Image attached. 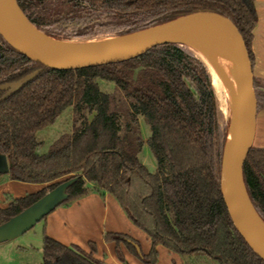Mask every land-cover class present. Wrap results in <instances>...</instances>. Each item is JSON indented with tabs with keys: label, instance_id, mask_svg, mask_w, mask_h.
I'll use <instances>...</instances> for the list:
<instances>
[{
	"label": "trees",
	"instance_id": "trees-1",
	"mask_svg": "<svg viewBox=\"0 0 264 264\" xmlns=\"http://www.w3.org/2000/svg\"><path fill=\"white\" fill-rule=\"evenodd\" d=\"M31 23L55 39L123 36L199 12L229 18L241 33L252 63L257 22L255 0H17ZM39 73L4 98L0 89V154L9 179L43 188L0 206V223L20 213L58 184L68 204L90 191L112 194L128 218L150 239L105 233L143 264H155L157 245L179 254L183 264H264L234 227L221 192L228 122L219 109L211 74L189 47L166 42L128 60L77 69L45 67L13 48L0 34V84ZM102 83L108 85L103 88ZM257 104L264 79L255 76ZM67 108L71 130L45 151L39 132ZM155 159H140L144 139ZM247 196L264 222V146H253L243 169ZM88 184H92L91 187ZM45 217V216H44ZM43 217V218H44ZM78 245L43 234L42 264H106Z\"/></svg>",
	"mask_w": 264,
	"mask_h": 264
},
{
	"label": "water",
	"instance_id": "water-1",
	"mask_svg": "<svg viewBox=\"0 0 264 264\" xmlns=\"http://www.w3.org/2000/svg\"><path fill=\"white\" fill-rule=\"evenodd\" d=\"M1 5L8 27V35L0 28L2 37L13 48L30 59L43 64L45 67L57 70L120 62L146 53L160 44L166 42L184 43L185 40L199 35H214L233 45L239 57L243 74V101L241 115L238 119L236 140L226 168L224 167L225 155L223 159L221 192L234 227L253 252L264 261V241L247 224L239 206L241 188L246 193L243 183V169L250 150L254 146L256 132L257 96L255 75L243 37L229 18L216 12H199L131 34L118 36L127 37V39L105 49L68 52L54 50L43 45L40 39V33L43 32L31 23L17 0H2ZM38 73L39 71H36L18 81L0 84V89L7 90L4 98L24 86ZM7 167L8 165L0 171H6ZM74 180L75 178H71L58 184L20 213L0 223V244L23 234L56 206L67 200V188ZM254 213L261 220L255 210Z\"/></svg>",
	"mask_w": 264,
	"mask_h": 264
},
{
	"label": "crops",
	"instance_id": "crops-1",
	"mask_svg": "<svg viewBox=\"0 0 264 264\" xmlns=\"http://www.w3.org/2000/svg\"><path fill=\"white\" fill-rule=\"evenodd\" d=\"M257 22L251 42L254 75L264 79V0H255ZM255 146H264V103L257 104ZM40 184L9 179L0 175V206L12 198L39 190ZM46 184H43V186ZM90 187L92 184H88ZM44 234L65 245H78L90 250L88 242L95 245L94 256L106 264H143L133 256L124 243L119 244L123 260L119 259L116 243L105 240V233H124L136 239L144 253L150 250L148 235L128 218L116 198L106 192L96 191L68 203L60 204L44 217ZM155 264H183L181 256L162 245H157Z\"/></svg>",
	"mask_w": 264,
	"mask_h": 264
},
{
	"label": "bare ground",
	"instance_id": "bare-ground-1",
	"mask_svg": "<svg viewBox=\"0 0 264 264\" xmlns=\"http://www.w3.org/2000/svg\"><path fill=\"white\" fill-rule=\"evenodd\" d=\"M1 2L2 0H0V28L6 35H8V27L2 11ZM40 39L45 47L52 48L54 50L83 52L105 49L109 46L122 43L127 39V37L116 36L101 43H87L86 41L73 42L65 39H53L46 36L44 33H40ZM185 43L194 49L197 52L196 55L205 62L213 76V83L226 93V96L231 102L230 107L233 114L230 116L231 121L227 134L224 163V167L226 168L236 140L238 119L242 111L243 74L241 71L240 60L233 45L214 35L208 34L191 37L185 40ZM233 92L238 93L237 100L235 102L231 101ZM239 206L241 214L247 224L264 241V224L258 217H256L243 188H241L239 192Z\"/></svg>",
	"mask_w": 264,
	"mask_h": 264
},
{
	"label": "rangeland",
	"instance_id": "rangeland-1",
	"mask_svg": "<svg viewBox=\"0 0 264 264\" xmlns=\"http://www.w3.org/2000/svg\"><path fill=\"white\" fill-rule=\"evenodd\" d=\"M115 36L101 33L90 39H65L73 42L86 41L87 43H101L107 41ZM192 49L187 43H183ZM209 70V69H208ZM210 72V71H209ZM211 74V73H210ZM212 84L217 97L219 109L223 115V118L228 122V128L231 121L233 112L230 107V99L226 96V93L213 83V76L211 74ZM216 85V86H215ZM103 88H108V85L102 83ZM221 87V86H220ZM217 89V90H216ZM220 92V93H219ZM238 93L233 92L231 101L237 100ZM234 99V100H233ZM228 101V102H227ZM140 129L144 143L140 151V159L146 164L150 170H154L156 167L155 159L146 142L149 136V127L144 122L143 117L139 118ZM72 125V112L70 108L64 110L54 124L46 127L39 132L40 138L43 144L39 148V151H45L47 147L63 132L71 130ZM8 165V160L4 155L0 154V169H4ZM45 186V185H44ZM43 184L38 186L39 189L44 187ZM44 218L37 221L30 229L23 234L7 242L0 244V264H42V246H43V234H44ZM263 223V222H262ZM264 224V223H263Z\"/></svg>",
	"mask_w": 264,
	"mask_h": 264
}]
</instances>
